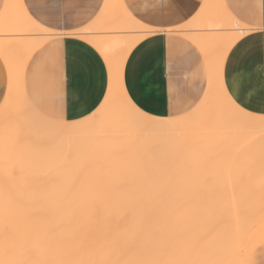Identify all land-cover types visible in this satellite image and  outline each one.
Segmentation results:
<instances>
[{"label": "bare ground", "instance_id": "obj_1", "mask_svg": "<svg viewBox=\"0 0 264 264\" xmlns=\"http://www.w3.org/2000/svg\"><path fill=\"white\" fill-rule=\"evenodd\" d=\"M6 1L0 14V55L9 74L0 106V206L7 207H0V216L7 210L15 236L10 250L0 254V264H242L247 235L264 221V208L259 207L264 190H256L264 187V177L258 170L248 177L243 174L248 169L234 166L229 171L235 172L229 174L236 183L232 185L224 174L227 167L199 164L200 177L196 168L190 173L197 164L189 162L196 148L212 147L207 141L221 140V145L211 143L212 148L224 150L226 144L232 151L239 138L264 146V115L232 112L220 92L229 50L252 29L223 0H205L188 24L173 31L205 55L207 90L192 110L178 117H156L142 110L152 117L145 122L124 102L129 96L123 71L131 50L158 29L137 20L123 0H105L94 23L79 31L107 62L108 92L92 114L67 122L36 110L23 86L31 54L59 32L37 23L24 0ZM161 120L165 123H156ZM230 139L233 146L227 145ZM190 143L197 144L189 148L191 155ZM247 148L242 150L256 147ZM214 166L220 172L223 168V183ZM203 167L205 173L215 169L218 174L216 178L212 173L216 180L210 175L214 186ZM188 224L192 226L185 227Z\"/></svg>", "mask_w": 264, "mask_h": 264}, {"label": "crops", "instance_id": "obj_2", "mask_svg": "<svg viewBox=\"0 0 264 264\" xmlns=\"http://www.w3.org/2000/svg\"><path fill=\"white\" fill-rule=\"evenodd\" d=\"M123 1L137 20L158 29L140 41L125 61L123 83L127 95L139 101L144 112L156 117L171 118L179 110H188L209 83L206 73L209 67L201 49L173 29L188 24L205 0ZM223 1L240 22L252 29L229 50L223 80L226 82L237 67L236 53L244 55L246 67L259 80L260 68L264 65V0ZM6 2L0 0V14L4 13ZM23 2L37 23L59 32L40 44L27 62L23 86L29 102L33 107L35 104L41 114L60 121L89 116L105 99L111 78L105 58L82 37L86 33L80 31L94 23L105 0ZM77 31L81 34H72ZM8 87V69L0 55V106ZM244 102L248 105L246 111L264 115L259 111L258 88L249 92ZM262 261L264 221L250 231L242 249V264H261Z\"/></svg>", "mask_w": 264, "mask_h": 264}, {"label": "rangeland", "instance_id": "obj_3", "mask_svg": "<svg viewBox=\"0 0 264 264\" xmlns=\"http://www.w3.org/2000/svg\"><path fill=\"white\" fill-rule=\"evenodd\" d=\"M180 35V34H179ZM181 37H184L183 35H180ZM185 38V37H184ZM191 41V40H190ZM30 59V58H29ZM209 71H208V68H206V73L208 74V77H209V73H208ZM207 85H208V82H207V84H206V88H205V91H204V93H203V95L193 104V106L191 107V108H189L188 110H179V111H177V112H175V114L173 115L174 117H177V116H181V115H184L185 113H187L189 110H191V109H193L199 102H200V100L202 99V97L204 96V94H205V92H206V89H207ZM102 103V102H101ZM34 107L38 110V111H40L41 112V110H39L38 108H37V106L34 104ZM42 113V112H41ZM45 115V114H44ZM239 139L242 141L241 143H238V141H239ZM239 139H235V143H232V142H234V141H232L231 139L229 140V143L227 144V145H230L231 143L232 144H234V145H236V146H233L232 144H231V146H233L232 148H235V149H233V151H232V149H231V147L230 146H228V147H230V149H228V148H226V144H225V146H224V144H223V140H222V146H224L225 148H224V150H222L223 148L220 146V148H215L216 146L214 145V148H212L213 147V145L211 144V143H214V144H217L218 145V143L217 142H219V141H221V140H219V141H215V142H212L211 140H209V141H211L210 142V144L208 143V141L205 143V144H207L208 146L209 145H211L212 147H205V145H204V143L203 144H198V145H201V147H202V145H204V147L203 148H201V151H200V149H198V151H196L197 150V148L196 147H194L195 145H197L196 143H190L191 144V147L190 146H188V148H187V146H186V148L188 149V151L190 152L189 153V155H191L193 152L192 151H190L191 150V148L192 147H194V148H196V150H193L194 151V153H197V154H194L193 153V155H191L190 157V159L191 160H193V162H189V163H191L190 165H193L192 163H195L194 165H196L197 167H199V168H197V167H193V166H191L192 167V169H191V171H190V173L191 172H195V171H197V170H199L200 169V165L199 164H204V165H206V166H210L211 167V165H212V167H213V165H223V166H225V167H227V168H224V174L226 175H228V179L230 178V176H232L233 174H231V175H229L230 173H235V172H230L229 173V171H231L230 170V168L231 167H236L237 166V168H238V171H240V169L241 168H245L244 170H243V172H245L246 171V169H248V171H246V173H243L244 175L245 174H247L248 175V177H249V175L250 176H252L253 175V173H252V171L254 172H257V170L258 171H260V173L262 174V178L264 177V146H262V145H260V147L259 146H257V145H255L254 143H249L248 142V140H246V139H244L245 140V144L243 143L244 142V140L242 139V138H239ZM226 142H228V140L226 141L225 140V143ZM237 142V143H236ZM240 142V141H239ZM249 143V145H250V147H248L249 145L247 144V143ZM189 144V145H190ZM195 144V145H194ZM238 144H240V145H238ZM246 146V145H248V146H246L245 148H247L246 150H248V149H250L251 147L252 148H255V149H252V151H247V152H245V151H243V150H245V148H244V145ZM219 145H221V143L219 142ZM254 145V146H253ZM238 146H240L241 148H239ZM198 147V146H197ZM200 147V146H199ZM237 147V148H236ZM259 147V148H258ZM185 148V149H186ZM189 148H190V150H189ZM239 148V149H238ZM242 148H243V150H242ZM187 149H186V151H187ZM226 149H228V150H226ZM240 149H241V151H243V152H240ZM236 150H237V152H236ZM256 150H259V151H256ZM256 151V152H255ZM248 153V154H245V153ZM249 152H252V153H249ZM189 155H187V157L189 156ZM186 157V158H187ZM189 165V166H190ZM203 166V165H202ZM190 167V168H191ZM228 167H229V170H228V172L226 171L227 169H228ZM239 167H240V169H239ZM195 168H196V170H195ZM206 168V167H205ZM204 167H203V172H204V175L206 176L207 175V177H208V175H209V183H210V185L213 183V179L214 180H216V178H217V176L216 175H218V174H216L215 172V169H214V171L212 172V170H211V172L212 173H214L215 174V177L216 178H214V175L212 174V173H209L208 174V172L207 173H205V171L204 170H206L207 171V169H205ZM214 168H217L216 166H214ZM222 168V167H221ZM249 168H250V170H249ZM193 169L195 170V171H193ZM212 169V168H211ZM254 169V170H253ZM256 169V170H255ZM263 169V170H262ZM217 170L219 171V170H221V169H219V167L217 168ZM232 170H234V171H236L237 169L236 168H233ZM263 172H262V171ZM201 171H202V168H201ZM209 171H210V169H209ZM222 171H223V168H222ZM222 171L219 173V175H218V177L220 178V180H218L220 183H223V181H221V177H220V174L222 173ZM238 171H236V174H234V175H237L238 174ZM241 171H242V169H241ZM198 172V171H197ZM196 172V173H197ZM227 172V173H226ZM249 172H251L252 173V175L251 174H249ZM198 173H200V172H198ZM218 173V172H217ZM242 173L240 172V174H241V176L239 175L238 177H241L242 179H243V177H245V176H243L242 177ZM260 173H258L259 175H261ZM203 173H200V177H201V175H202ZM187 175H189V172H188V174ZM203 175V176H204ZM210 175H212L213 177V179L211 180V176ZM222 175V174H221ZM254 175H256L255 173H254ZM191 176V175H190ZM197 176V175H196ZM223 177H224V175H222ZM234 177V176H233ZM3 178L4 177H1V175H0V183H1V181H3ZM193 178L194 179H197V178H195L194 177V174H193ZM206 178V177H205ZM235 178V177H234ZM246 178H247V176H246ZM223 179H225V177L223 178ZM222 179V180H223ZM227 179V178H226ZM236 179V181H238L239 183H241L242 182V184H243V186H244V184H245V182L244 181H241V179H240V181L239 180H237L238 178H235ZM234 179V180H235ZM249 178H247V179H245V181L246 182H248L249 180H248ZM198 180H202V179H198ZM197 180V181H198ZM208 180V179H207ZM231 180V181H230ZM248 180V181H247ZM189 181H191V180H189ZM218 181H216L217 183H218ZM225 182H226V180H224ZM229 181L232 183V178L231 179H229ZM262 181V180H261ZM205 182V181H204ZM207 182V181H206ZM207 182V183H208ZM212 182V183H211ZM215 181H214V184L216 183ZM235 182V181H234ZM250 182H251V178H250ZM250 182H249V184H250ZM192 184L194 183V181H192L191 182ZM195 183H196V181H195ZM202 183H203V181H202ZM217 183L215 184V185H217ZM229 183V182H228ZM227 183V184H228ZM239 183H238V187H239ZM263 183V182H262ZM197 184H199V183H197ZM219 184V183H218ZM236 183H232V185H235ZM264 184V183H263ZM196 185V184H195ZM207 185H209V184H207ZM207 185H206V187L202 184V187L203 188H207V190H208V187H207ZM210 185H209V187H210ZM213 185V184H212ZM222 185V187H223V189H225L224 187L226 186V184L224 183V184H221ZM221 185H219V187L221 186ZM223 185H225V186H223ZM229 185V184H228ZM231 185V184H230ZM214 186V185H213ZM218 186V185H217ZM245 186H248V185H245ZM198 187H200V186H198ZM197 187V188H198ZM202 187H200V188H202ZM229 187V188H228ZM228 187H226V188H228V189H232V187H230V186H228ZM236 187V186H235ZM237 187V188H238ZM250 187V186H249ZM240 188V187H239ZM244 188H246V187H244ZM211 189V188H210ZM212 189H214V190H216L214 187H212ZM222 188H217V190H221ZM206 190V189H205ZM256 190H264V187H262V188H259V189H256ZM262 196H264V195H262ZM263 199V204L262 205H259V207L261 208V207H263L264 208V197L262 198ZM0 203L2 204V202L0 201ZM4 204H5V202H3ZM3 206V205H2ZM1 207V206H0ZM5 207H7V204H6V206ZM5 207L3 206V208L5 209ZM2 207H1V209H3ZM0 209V210H1ZM4 211V210H3ZM1 212V211H0ZM189 225V226H188ZM188 225H185V227H191L192 226V224H188ZM185 231H187V236H188V231L189 230H185ZM196 262H198L199 260H196V259H194ZM195 261H193V263L195 262ZM195 262V263H196ZM186 264V263H185ZM197 264H199V262L197 263Z\"/></svg>", "mask_w": 264, "mask_h": 264}, {"label": "snow or ice", "instance_id": "obj_4", "mask_svg": "<svg viewBox=\"0 0 264 264\" xmlns=\"http://www.w3.org/2000/svg\"><path fill=\"white\" fill-rule=\"evenodd\" d=\"M149 23H152L149 21ZM147 32H151V28H147ZM237 57V67L229 74L226 82L221 83L220 92L225 98L229 109L241 116H248L246 111L248 105L244 102V97L255 89H259V101L261 108L259 111L264 113V65H261L259 80L253 72L248 70L245 64L244 55L240 53L235 54ZM116 85L119 87V69L116 70ZM227 89V90H225ZM121 93L123 90L121 89ZM124 102L128 109L138 116L142 121L149 122L152 117L142 111L143 105L139 101H134L127 96L124 97ZM254 119V117H249ZM156 123H165V121H156ZM15 236L14 226L8 219L7 210L0 216V254L6 253L10 250L12 240ZM196 243V241H194ZM8 264H21L20 261H9ZM264 264V261L261 262Z\"/></svg>", "mask_w": 264, "mask_h": 264}]
</instances>
